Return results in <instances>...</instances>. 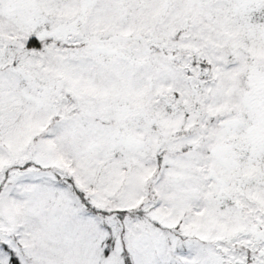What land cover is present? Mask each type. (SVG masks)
Segmentation results:
<instances>
[{
  "label": "snow or ice",
  "instance_id": "obj_1",
  "mask_svg": "<svg viewBox=\"0 0 264 264\" xmlns=\"http://www.w3.org/2000/svg\"><path fill=\"white\" fill-rule=\"evenodd\" d=\"M0 264H264V0H0Z\"/></svg>",
  "mask_w": 264,
  "mask_h": 264
}]
</instances>
